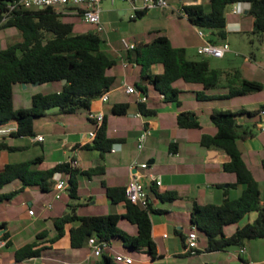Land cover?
I'll return each instance as SVG.
<instances>
[{
	"label": "trees",
	"instance_id": "obj_1",
	"mask_svg": "<svg viewBox=\"0 0 264 264\" xmlns=\"http://www.w3.org/2000/svg\"><path fill=\"white\" fill-rule=\"evenodd\" d=\"M13 0H0V28L14 27L20 33V40L0 49V127L10 122L16 123L13 137L34 136V119L44 116L49 109L55 108L59 114H73L79 109L90 110L91 102L108 91L115 77L108 70L116 63L101 47L103 39L95 30L74 32V24L65 21L54 7L14 9L8 8ZM245 2L249 4L247 14L252 17V32L264 34V0H208L207 4L191 3L181 7L184 17L195 27L209 30L220 43L226 38V12L232 3ZM146 10L136 11V18L145 15ZM154 31L153 39L146 43H138L126 52V61L139 67V80L136 88L144 94L148 87L161 95L164 102H173L180 106V90L175 82L196 83L202 86L195 92L198 101L232 98L261 91L264 84L243 76L237 69L213 68L208 57L200 56L190 59L184 47L174 46L170 39ZM161 64V73H152L151 66ZM66 80L58 91L35 92L31 96V106L15 108L13 105V86L15 84L38 85L54 81ZM214 90H224L221 94H210ZM141 116L151 117L156 110L146 107L144 102H137ZM247 112L249 115L259 113ZM129 108L128 103L114 104L111 111L116 115H124ZM231 110L214 109L210 113V121L216 128L214 134H202L200 144L204 147H216L229 156V161L222 164L225 172L233 173L236 180L229 186L241 187L238 197L224 198L220 204L193 203L190 210V224L197 232L206 237L204 252L227 251L232 247H243L244 242L264 238V203L261 202V190L258 181L245 163L238 141L250 136L251 130L238 122L239 114ZM191 112L181 111L176 116L180 128H196L200 124L197 119H190ZM96 135L92 144H84L82 148L95 149L100 152L110 150L114 140L106 135L105 117L101 125L95 129ZM20 149L15 145L0 141V150L14 151ZM174 151V150H172ZM41 160L37 157L30 160L11 162L4 165L0 171V202L10 200L25 187L38 186L42 191H48L53 183V176L60 172L66 175L68 194L78 199V168L70 162L62 161L50 168L38 169L36 165ZM264 172V159L262 160ZM94 169L82 171V174L92 175ZM19 181V190L8 193L1 189ZM107 196L113 203L124 202L125 212L79 215L75 206L53 219L55 234L48 239L53 243L65 234L69 224V243L71 248H82L90 237H95L106 245L103 247L99 261L96 264H120L105 250L115 241H121L123 246L131 251H144L154 257L157 254L155 242L151 236V218L153 211L150 203L142 208L137 203L125 197L124 186L107 188ZM161 201H171L177 198L175 191L155 193ZM255 212L251 222L237 227L226 235L224 227L241 221L247 214ZM125 218L136 226V233L129 234L118 225L120 218ZM5 223L0 224L3 228ZM178 232V231H176ZM8 234L5 233L3 237ZM44 235L37 234L36 239ZM47 247H37L36 241L26 243L14 252V260L20 262L32 257H39ZM202 251L195 249L194 253ZM244 261V260H243Z\"/></svg>",
	"mask_w": 264,
	"mask_h": 264
},
{
	"label": "crops",
	"instance_id": "obj_2",
	"mask_svg": "<svg viewBox=\"0 0 264 264\" xmlns=\"http://www.w3.org/2000/svg\"><path fill=\"white\" fill-rule=\"evenodd\" d=\"M103 1L104 0H101L100 3V15L104 24L106 22L105 13H109L111 10L102 8ZM179 1V4H169V2H167L169 5L168 8L171 9L169 15H172L174 18L180 20H186L187 22H189L187 18L183 16L182 12H180L182 5L191 3H208V0ZM136 5L140 6L141 4ZM240 7L243 9L242 12L247 14L249 4L245 3ZM54 9L62 14L65 21H69L68 19L75 16L80 18L79 14L74 12V7L71 5H59L54 7ZM166 9L167 8L149 9L146 10L147 12L144 16L151 15L160 17L161 15H168ZM119 13L124 14L125 11L119 10ZM129 19L131 18L129 17ZM227 24L232 31L240 30L241 23L238 21L227 20ZM90 30H94V28ZM156 30L160 31V34L166 35L173 44V34L175 35L177 33L175 30H167L164 27L155 28L154 31ZM207 32H209V34L205 37V39H213L211 32L209 30ZM255 36L259 41L258 50L261 53H264L263 34H256ZM202 42L203 39L198 36V41L193 45L178 47L185 48L188 58L198 59L195 57L191 58L188 56V53L191 49L193 50L194 54L192 56H197V47ZM130 43L136 45L138 43L144 42L136 40ZM230 49V51H232V46H230ZM118 51V55L114 57L116 61L115 65L108 70V73L113 75L115 79L108 90L107 101L102 102L97 98L93 100L90 105V110L103 111L104 113L106 121V135L107 137L114 140V144L111 146L110 150L100 152L95 149L82 148V145L84 144H92V140H90L88 137V132L91 131L90 128L86 134L80 133L79 137L61 140V146L65 148L62 152L63 157L56 159L53 158L52 154H50L47 146L45 145L46 136L35 130V124H33V129L35 132L34 136L13 137L11 132L15 130L16 123L12 121L0 127V130H3L0 132V141L7 142L9 145H15L20 149L14 151L0 150V171L7 163L25 161H14L11 158V154L26 151L30 147V144L40 145L41 151L34 153L31 158L27 159L30 160L38 157L41 160V162L36 165V168L38 169L50 168L59 162L68 161L70 157L73 156V158L77 159L79 163L77 167L79 173L76 176L78 182L79 198L76 199L77 202H74V199L71 198L73 201L70 202V205L75 206L76 213L79 215L108 213H116L121 215L125 212L124 202L113 203L112 200L107 196V188L112 189L123 187L127 183L132 172L134 171L130 168V165L133 161L136 160L137 162H148L149 168L147 171L142 170V172H151L161 180L160 185H156L155 183L150 182L146 176L142 177V181L145 184V189L148 194L150 209L153 210L150 214L152 223L151 236L155 242L157 254L154 257H151L150 254L144 251H139L137 252L136 256L133 257L130 253L120 251L123 246L121 241H115V245L112 244L110 247H108L105 250L106 254L110 255L112 258L116 254L127 255L133 259V264H239L241 260H244L248 264H264V258L257 259L255 257L256 255L258 256V254H255L256 252L251 249L249 242L250 240L244 242L243 247L245 248V252L240 255L238 254L237 247L229 248L227 251L204 252L203 248L199 247V244L197 249L202 252L195 254L191 253V250L187 248L185 242V236L191 229L190 210L193 203L200 205L207 203L220 204L224 198L228 197L233 199L238 197L241 193V187L229 186L235 182V175L230 172H225L222 168V164L229 161V156L219 148L204 147L200 144V138L202 134H214L216 132L215 126L210 121V113L214 109L231 110L233 112L235 111L232 108H226V106L225 108L221 107L219 103L186 106L182 101H180V108L176 107L175 109L170 110L175 117V124L168 127H163L162 119L159 117L158 109H156V114L154 116H137L136 114L139 112L137 102L139 96H143L144 94H142V92H140L137 88L136 89L139 91L138 94L127 93L124 88V83L136 87L135 83L138 81L139 72L138 78L132 80L131 82L128 80L129 74L127 73L128 70H130L131 76L134 77V69L136 68L139 70V67L135 63L131 62H129L126 67H123L122 62L126 61L125 57L127 50L125 49V51ZM233 68L239 69L244 77L260 81L264 84V60L257 61L256 54L252 50L248 56L244 57L241 64H233L229 69ZM162 71L163 67L161 64H153L151 66L152 73L159 74ZM191 84H195L192 87V91L194 97L196 98L195 92L201 90L202 86L200 84L196 85V83ZM27 86L28 85L22 87L26 88ZM32 86H38V84H32ZM177 88L179 89V87ZM58 90L59 89L56 91ZM179 90L181 91V89ZM209 93L221 94L224 93V90L216 92L211 91ZM261 94H263V97L258 99L259 107L264 105V88L261 90ZM145 97L146 99L143 102L146 107L154 109V107L151 106L149 102L150 99L156 98L155 93L152 92V95H150L147 89ZM157 99H159V102H161V95H159ZM241 102L242 103L239 106L240 112L248 111V102ZM119 103H128L129 108L126 114L116 115L111 111L112 106ZM195 106L199 107V113L197 112L198 109ZM181 111L191 112L192 115L190 116V119H197L200 126L196 128H180L176 123V116ZM59 118H61V116ZM131 118H133L137 124V126H134V128H130L126 125V122ZM261 121V117L259 121L255 122H248L243 116L238 117V122L241 125L247 126L252 132L250 136L240 139L238 141V145L241 149L243 159L248 168L253 173V176L255 177L254 171L256 170L257 172L261 171L264 178L262 167V160L264 159V131H262L259 127ZM121 123H124L126 126L119 127L118 125ZM144 127L149 129L150 134L145 141L144 147L141 150H138L136 148L137 138ZM37 135H41L42 140L35 139ZM25 137L29 138V142L20 141L24 140ZM112 148H114L115 151H111ZM83 151L88 153H83ZM96 152H98L97 155ZM87 154H89V156ZM50 155L52 156V160L47 162V159L51 157ZM89 169H94L92 175L88 176L81 173L82 171ZM94 184L96 187L99 185V197L101 201H103L104 207L102 213L93 212L92 209L97 206V202L99 200L96 194L93 192L96 188L92 186ZM6 186L1 189V192L8 193L19 190L21 183L19 181H14L8 184L9 187L12 186L9 188V190H6V188H8V186ZM28 188L30 187H25L20 191L22 194H25V198L21 201V203L28 206L33 205L38 200L40 201L38 203H41L43 196H40V194L38 195L40 198L30 194L27 196L26 194L29 192L27 190ZM52 190L55 191L54 183H52L48 191H41L50 192ZM166 191H175L177 198L171 201H161L155 196V193L162 194ZM17 196L19 195L16 194L14 197ZM61 199L62 197H60V199H55L53 195L51 201L42 202V209L40 212L33 213L35 217L32 219L33 222L31 223V228L30 226L27 227V225H25L22 229L12 232L8 220H0V224L5 223V226L0 228V240L5 242L2 247L15 245V250H17L26 243L36 241L37 247H47L49 250L45 254L44 251H42L39 258H49L52 262L50 264H58L60 261H66L68 264H96L99 261L100 254L92 253L88 244L84 246L87 251L83 257L79 252L80 248L77 249L70 247L69 228L76 224L67 225L65 228V234L57 241L53 243L48 241V239L55 234L53 219L63 215V213L68 211L62 207L61 203L56 202V200L59 201ZM261 202L264 203L262 198ZM7 207H9V205H7ZM111 208L115 210H111ZM46 211L49 213L45 214ZM255 216V212L247 214L241 221L233 224V228L229 232H227L226 227H224L225 234H232L237 227L242 226L246 222H251ZM121 221H125L130 226H133V232L129 234L136 233L135 225L131 224L122 217L119 219L118 225ZM5 233L8 235L3 237ZM37 234H42L44 237L38 240H33V237L36 238ZM17 235L20 236L19 242H15V237ZM198 238L200 241L199 234ZM258 249H260V247L257 248V251ZM95 255H98V257ZM36 258L37 257H32L23 261H35ZM33 264L38 263L35 261Z\"/></svg>",
	"mask_w": 264,
	"mask_h": 264
},
{
	"label": "rangeland",
	"instance_id": "obj_3",
	"mask_svg": "<svg viewBox=\"0 0 264 264\" xmlns=\"http://www.w3.org/2000/svg\"><path fill=\"white\" fill-rule=\"evenodd\" d=\"M167 2L179 4V0H167ZM136 4H141L142 0H135ZM244 4H241V6ZM132 3L129 0H104L102 3V8L110 9L109 13H105L106 22L104 23L105 30L101 32V37L103 39V43L101 47L110 57H116L118 55L117 51H125V48L121 42V39H126L127 42H132L139 40L141 42H149L155 36L154 29L164 27L167 30H175L177 32L175 35L173 34V44L175 46H185V45H193L198 41V35L196 32L197 27L192 26L186 20H180L174 18L172 15H169L171 9L167 8L168 15L157 16H144L143 18L129 19V14L133 11L131 9ZM231 6L229 5L227 9V20L228 21H238L241 23V27L239 31H232L229 28V25L226 23L225 31L226 38L225 42H227L230 46H232V51L227 52L224 57L217 58L209 56L210 66L213 68H222L229 69L233 64H241L245 56H248L250 51L252 50L256 54L257 61L264 60V53H261L258 50L259 41L255 36L256 33H253L251 30V21L252 17L248 14L241 13L233 15L229 12ZM119 10H124V14H120ZM72 21L74 24V32H85L92 29V25L83 22L79 17H73L68 19ZM208 31V30H207ZM206 31V35L209 32ZM264 36V34H263ZM21 36L19 31L14 27L0 28V49L6 48L10 44L20 40ZM216 39V36H213ZM114 49V50H113ZM118 51V52H119ZM193 50L190 49L188 56L200 58L198 56H192ZM138 69H134L135 76H131V71L128 70L129 77L128 80L131 82L138 78ZM139 80V78H138ZM62 81H54L49 83H43L38 86H32V84L28 85L26 88H23L22 85L15 84L13 86V105L15 108H28L31 106V96L35 92H53L57 89H61ZM176 86L181 89L179 93V100L182 101L186 106H198L201 104L209 105V104H220L221 107L226 106V108H232L235 112L240 113V105L241 101L248 102L247 108L248 111L245 113L239 114V116H243L246 118L248 122L259 121L260 116L258 113L249 115L247 112H254L259 109L258 99L263 97L261 91L250 93L243 96H237L232 98H223L219 100H208V101H198L193 94L192 87L195 84L185 83L182 80H178ZM197 85V84H196ZM148 91L150 95L152 92L155 93L156 98L150 99V105L154 107V109H158L159 117L162 119L163 127H168L170 125L175 124V117L173 113L170 111L171 109L180 108L181 106H177L173 102H164L163 100L159 102V93L154 91L151 87H148ZM221 91V90H214ZM249 97V98H247ZM195 106V107H196ZM197 109L199 107H196ZM200 112V109L197 110ZM61 116V118H59ZM35 130L41 132L44 136H46L45 145L47 146L48 151L52 154L53 158H62L63 157V149L61 146V140H68L73 137H79L80 133H87V131L91 128L92 131H95L97 125L88 119V112L85 109H79L76 113L73 114H59L55 108L49 109L47 113L42 117H37L34 119ZM126 125L130 128H134L137 126L136 121L131 118L126 122ZM124 123L118 125L119 127L126 126ZM3 130H0V132ZM21 142H29V138L25 137L24 140H20ZM40 145H32L24 151V152H16L11 154V158L14 161L18 160H27L32 157V155L36 152H40ZM83 153H88L83 151ZM98 152H96V155ZM89 156V154H87ZM51 156V155H50ZM51 157L47 159L52 160ZM254 175L258 183L261 187L262 199L264 200V178L262 172L254 171ZM232 175V174H231ZM98 185V184H97ZM8 186V185H7ZM6 186V187H7ZM96 187V185H92ZM12 187V186H10ZM6 188L9 190L10 188ZM98 187V188H97ZM94 189V194L98 197V204L96 207L92 208L93 212L102 213L103 201H101L99 197V185ZM215 189V188H213ZM29 192L26 194L27 196L34 195L39 197L42 195V202L51 201L52 196L55 194L54 190L50 192H42L38 186H31L27 189ZM68 192H64L61 197V200H56L57 203H61L62 207L65 210H70V202L73 201L69 196ZM19 196L14 197L11 200H6L0 202V220H8L9 226L12 232L22 229L25 225L30 226L33 222L32 219L35 217L33 214H29V210H32L33 213H39L42 209L41 203L39 200L36 201L33 205H23L21 201L25 198V194L22 192L17 193ZM40 198V197H39ZM74 202H77L74 199ZM9 205V207H7ZM111 210H115L111 208ZM49 212L46 211L45 214ZM179 216V215H178ZM181 218V217H180ZM119 227L126 230L128 233L133 232V226H130L125 221H121L119 223ZM226 231L229 232L233 228V224L226 225ZM177 228V227H176ZM29 232V231H28ZM200 241L198 242L200 248H204L206 246V237L205 235L199 231L198 232ZM20 236L15 237V242H19ZM33 240H36L33 237ZM47 241V240H46ZM250 247L253 249L258 256L255 257L257 259L264 258V238L250 240ZM115 245V243H113ZM46 246V245H45ZM257 251V248H259ZM119 250V249H118ZM49 250L44 249V254ZM72 251V250H70ZM87 249L82 247L79 249L81 256L83 257L86 253ZM120 251L130 253L133 257L136 256L137 251H131L122 246ZM14 252L15 245L13 246H5L0 248V264H33L35 261L38 264H50L51 260L47 257L39 258L37 257L35 261H14ZM259 252V253H258ZM98 257V255H95ZM70 264V263H69ZM88 264V263H85Z\"/></svg>",
	"mask_w": 264,
	"mask_h": 264
},
{
	"label": "built area",
	"instance_id": "obj_4",
	"mask_svg": "<svg viewBox=\"0 0 264 264\" xmlns=\"http://www.w3.org/2000/svg\"><path fill=\"white\" fill-rule=\"evenodd\" d=\"M113 1V0H111ZM132 3V13L129 15V17L135 18L136 17V11L138 10H149V9H155V8H168L169 5L167 3V0H142V3L140 6H137L135 4V0H129ZM101 0H13L9 2L8 8L10 10L14 9H31V8H42L45 6H51L56 7L59 5H71L74 7V12L76 14H79L81 20L85 23H88L93 26L94 30L101 33L105 30L104 24L101 20V6H100ZM241 4H245V2H235L232 3L230 6L229 12L232 14H241L243 9L240 7ZM181 12V8H180ZM197 35L203 39V42L198 45L197 47V54L200 56L205 57H217L221 58L224 57L227 52H229L230 45L222 41L220 43H213L208 39H205L206 30L203 28L196 29ZM121 42L126 50H131L134 48V44L127 42L126 39L122 38ZM129 64L128 61H123L122 65L123 67H126ZM124 88L127 93H135L138 94V90L133 85H128L124 83ZM146 96V95H145ZM139 96L138 101L143 102L146 97ZM100 101L105 102L108 99V91H105L102 93L99 98ZM259 116L261 117L262 121L259 125L260 129L264 131V107L260 109ZM137 116H141V114L138 112L136 114ZM88 119L95 123L97 126L101 125L103 119H104V113L103 111H88ZM150 131L148 128L144 127L142 131L140 132L136 148L138 150H141L144 147L145 141L147 137L149 136ZM96 132L95 131H89L88 137L90 140H93L95 138ZM37 140H42L41 135H37L35 137ZM111 151H115L114 148L111 149ZM70 162L72 167H78L79 163L77 159L73 158V156L70 157L68 160ZM130 168L134 171L131 174L130 179L127 181V183L124 185V193L125 197L137 203L142 208H146L149 204V198L148 194L145 189V184L142 181V177L146 176L150 182L155 183L156 185H160L161 180L159 177L155 176L151 172L143 173L142 170L147 171L149 168L148 162H137L136 160L133 161L130 165ZM53 183L55 187V199H60L61 195L64 192H68V181L66 175L63 173L57 172L53 176ZM29 214H33L32 210H29ZM198 233L197 230L192 227L185 236V242L187 245V248L191 250V253H194V250L198 247ZM5 244L4 241L0 240V247H2ZM88 246L91 249L92 253L100 254L103 247H106V245L102 242H99L95 237H90L87 241ZM245 252L244 247L238 248V254H243ZM115 261H117L120 264H133V259L127 255L123 254H116L113 257ZM58 264H68L66 261H60ZM239 264H248L247 262L241 260Z\"/></svg>",
	"mask_w": 264,
	"mask_h": 264
},
{
	"label": "water",
	"instance_id": "obj_5",
	"mask_svg": "<svg viewBox=\"0 0 264 264\" xmlns=\"http://www.w3.org/2000/svg\"><path fill=\"white\" fill-rule=\"evenodd\" d=\"M66 80H62V83H65ZM37 83H34L33 85H36ZM22 86H26L25 84H22ZM143 94V93H142Z\"/></svg>",
	"mask_w": 264,
	"mask_h": 264
}]
</instances>
